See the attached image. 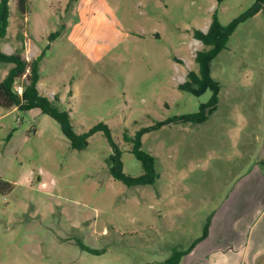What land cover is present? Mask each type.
<instances>
[{"label": "rangeland", "instance_id": "1", "mask_svg": "<svg viewBox=\"0 0 264 264\" xmlns=\"http://www.w3.org/2000/svg\"><path fill=\"white\" fill-rule=\"evenodd\" d=\"M16 2L9 0L0 49L23 53L25 43L43 53L40 92L58 97L76 134L109 127L122 172L134 177L142 168L124 135L195 112L209 97L179 89L202 48L193 31H207L214 13L226 26L254 7V0H27L22 15ZM10 67L0 62V82ZM211 70L221 91L206 122L143 135L159 174L149 186L113 179L103 131L72 149L54 119L14 109L0 90V181L11 185L0 192V264H162L200 236L214 212L227 236L246 213L255 233L264 228V215L249 208L264 196V10L238 24ZM254 252L241 264H264V250Z\"/></svg>", "mask_w": 264, "mask_h": 264}, {"label": "trees", "instance_id": "2", "mask_svg": "<svg viewBox=\"0 0 264 264\" xmlns=\"http://www.w3.org/2000/svg\"><path fill=\"white\" fill-rule=\"evenodd\" d=\"M225 0H216L221 3ZM18 10L22 15L27 12V0H17ZM9 0H0V39H2L7 31L9 17ZM264 10V0H254V7L251 11L233 19L228 25L222 26L216 14H213L211 23L206 32L195 29L192 33L193 38L202 45L194 58L196 66L195 71H189L185 81L179 85V89L196 97L209 92L208 99L199 103L195 112L169 117L163 121H157L151 126L139 129L132 137L124 135L123 139L131 144L130 153L140 163L142 173L139 176H130L122 172V162L120 160L121 152L115 148L112 143L109 127L104 124L97 125L86 133L76 134L73 131L70 122V115L66 109L61 108L60 100L57 96L52 99L44 96L38 89L39 82V65L41 55L37 58L27 61L20 51L12 54H6L0 49V62L11 64L6 77L0 82V90L5 94V98L17 110L28 111L38 109L42 114L50 116L54 119L65 138L68 140L70 147L75 150H82L87 147V138L96 131H103L108 141L113 147V154L105 158L107 169L114 180L120 181L127 187L133 186H149L153 185L159 178L156 169V157L153 154L142 150V137L144 134L159 130L162 127L170 126H193L202 125L217 110L221 84L211 76L212 63L218 54L226 49V43L230 35L234 32L238 24L249 17ZM16 83L22 85V95H18L13 90ZM264 165V159L260 162ZM5 186V187H4ZM11 185L7 182L0 181V192L10 190ZM209 224H205L202 228V234L193 240L187 248L174 249L163 264H180L181 259L187 252L191 251L197 243L205 239L208 235ZM81 248L93 252V250L82 246Z\"/></svg>", "mask_w": 264, "mask_h": 264}, {"label": "crops", "instance_id": "3", "mask_svg": "<svg viewBox=\"0 0 264 264\" xmlns=\"http://www.w3.org/2000/svg\"><path fill=\"white\" fill-rule=\"evenodd\" d=\"M21 47H23L24 49L23 53H21V56L25 60L30 61L29 53L31 55V60L37 58L38 51L36 48L34 49L30 45L25 43H23V46ZM14 51L15 50H13V52ZM262 201H264V196H261V199L257 203V206L249 207L252 208L253 210H258L257 213L259 214V216L264 215V202ZM259 209H261V211H259ZM213 214H211L204 221V224L202 225L203 228L205 224L207 223L209 224L207 237L201 240L199 243H197L191 251L187 252V254L184 255V257L181 259L180 264H216L217 262L221 261L219 260V258L221 259L222 257H230L231 260L235 262V264L237 263L241 264L243 262V259L245 258V255L248 256L251 250L255 251L254 255L259 254L261 250H264V248H262V246H264V244H262L264 243V228L260 229L258 232L255 233V227H254L255 223L251 225L252 221H247L246 219L248 213H246V216L243 218V220L236 219L235 222L232 223L234 224V226H232L231 231H234L235 239L238 238L239 235H242L244 238L243 240H241V242H243L241 244L240 243L235 244L237 239L235 240L231 234H229V236L223 234V229H224V225L226 226V222L224 223L222 215H219L216 212H214ZM241 225L242 226L244 225V228ZM190 243L183 248H187L190 245ZM183 248H175V249L179 250ZM166 259L162 261V264Z\"/></svg>", "mask_w": 264, "mask_h": 264}, {"label": "built area", "instance_id": "4", "mask_svg": "<svg viewBox=\"0 0 264 264\" xmlns=\"http://www.w3.org/2000/svg\"><path fill=\"white\" fill-rule=\"evenodd\" d=\"M13 90L15 91L16 94H18L19 96L22 95L23 92V88L22 85L19 83H16L13 87Z\"/></svg>", "mask_w": 264, "mask_h": 264}]
</instances>
